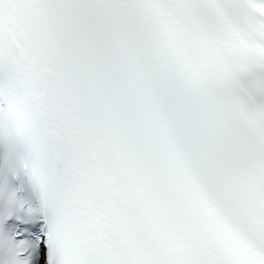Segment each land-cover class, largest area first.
Instances as JSON below:
<instances>
[{
	"label": "snow or ice",
	"instance_id": "snow-or-ice-1",
	"mask_svg": "<svg viewBox=\"0 0 264 264\" xmlns=\"http://www.w3.org/2000/svg\"><path fill=\"white\" fill-rule=\"evenodd\" d=\"M0 264H264V0H0Z\"/></svg>",
	"mask_w": 264,
	"mask_h": 264
}]
</instances>
